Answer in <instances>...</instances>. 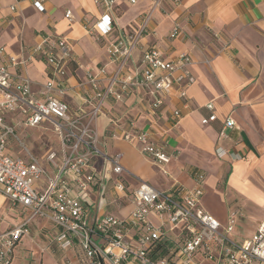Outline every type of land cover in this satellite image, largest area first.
<instances>
[{
    "label": "built area",
    "instance_id": "built-area-1",
    "mask_svg": "<svg viewBox=\"0 0 264 264\" xmlns=\"http://www.w3.org/2000/svg\"><path fill=\"white\" fill-rule=\"evenodd\" d=\"M162 2L154 0L142 24L122 30L106 44L105 64L85 70V77L77 84L82 91L77 108L64 100L73 91L69 75L75 61L66 37L43 34L27 56L0 63V193L13 206L28 212L25 219L0 233V264L12 263L17 244L30 235V224L37 218L57 228L53 239L61 249L78 245L87 264H264V222L250 238L238 242L231 237L235 213L222 225L201 206L200 187L164 191L146 182L132 187L126 181L122 153H108L107 138L138 147L163 169L174 155L149 129L138 127L133 119L122 123L116 118L111 120L114 129L107 136L98 131V120L106 115L108 102H124L131 94L147 100L152 113L159 112L173 96L189 108L188 88L196 82L189 52L169 59L155 45H148L130 69L141 38L156 34L148 24L152 11ZM174 2L180 4L179 0ZM32 3L45 11L43 0ZM113 3H107L90 32L108 36L113 31L109 12ZM66 17L71 18L70 11ZM182 32L180 22H175L169 39ZM36 58L45 63L46 70V81L38 92L28 77L18 75L14 79L9 70V66L23 68ZM208 107L213 108V104ZM172 115L173 125H177L183 111L177 108ZM216 119L217 115L211 114L202 123ZM47 125L61 142L59 153L52 149L45 154L51 170L29 151L25 157L9 153L10 142L19 140V126L48 129ZM235 125L234 118L227 117L219 137L227 138ZM227 154L224 147L216 148L219 158ZM195 178L199 184L204 181L199 172ZM109 203H125L131 209L123 217L110 212L99 215L102 205ZM92 207L98 211L95 217Z\"/></svg>",
    "mask_w": 264,
    "mask_h": 264
},
{
    "label": "crops",
    "instance_id": "crops-1",
    "mask_svg": "<svg viewBox=\"0 0 264 264\" xmlns=\"http://www.w3.org/2000/svg\"><path fill=\"white\" fill-rule=\"evenodd\" d=\"M43 1L45 11L41 12L32 0H0V49H3L0 63L9 64L11 57L27 56L29 48L37 44L43 34L66 37L72 44L75 61L70 65L69 75L73 91L64 96V100L77 108L82 95L77 84L85 77V70L96 69L107 62L106 44L122 30L142 24L154 0H136L135 3L114 0L113 9L109 11L114 29L108 36L92 33L89 28L104 13L110 0ZM179 2L176 5L174 0H163L154 8L148 27L156 34L141 38L130 69L148 45H155L169 59L180 52H189L196 77V82L188 88L189 108H184L181 100L173 96L166 99L159 112L152 113L147 100L131 94L124 102H108L106 115L98 120V131L107 136L114 129L111 120L116 118L122 123L133 119L138 127L149 129L155 140L165 144L174 155L163 169L138 147L107 138V152L122 153L126 181L132 187L146 182L164 191L200 187L203 192L201 206L222 225L225 226L230 215L235 213L236 226L231 237L243 241L264 222V0ZM68 11L71 18L66 17ZM177 21L183 32L171 40L169 32ZM9 70L14 79L18 75L28 77L36 92L46 81L45 63L38 58L23 68L9 66ZM209 103L213 108L208 107ZM177 108L182 109L183 117L173 125L172 113ZM211 114H216L217 119L203 124L202 120ZM229 116L234 118L236 125L228 130L227 138H220V130ZM218 146L228 150V154L219 158L216 155ZM46 153L35 156L51 170ZM226 164H230L231 171L226 177L225 188H220L221 171ZM197 172L204 176L202 184L195 178ZM208 192L227 206L230 213L224 220L205 205ZM4 198L0 193V207ZM93 199L97 200L95 193ZM130 209L131 205L125 203H109L102 205L99 215L110 212L123 217ZM11 210L18 218L14 224L28 215L21 206H12ZM97 212V208L92 207V217ZM243 222L250 226L248 235L238 229ZM252 227L255 228L252 230ZM30 230L28 238L24 236L17 244L11 264H87L78 245L67 250L57 245L53 239L57 228L50 221L37 218L31 222ZM34 230L47 231L48 241L33 239Z\"/></svg>",
    "mask_w": 264,
    "mask_h": 264
},
{
    "label": "rangeland",
    "instance_id": "rangeland-1",
    "mask_svg": "<svg viewBox=\"0 0 264 264\" xmlns=\"http://www.w3.org/2000/svg\"><path fill=\"white\" fill-rule=\"evenodd\" d=\"M48 129H45L43 127H18L17 128V136L20 140L12 141L9 145V152L12 154H16L19 156H26L27 152H31L34 155L41 156L45 152L50 151V149L56 150L58 153L60 151V140L59 137L53 133L50 130V125H47ZM231 171L230 164H226L223 166V169L221 171L222 179L219 182L220 188H225V180L229 172ZM12 204L4 198L3 205L0 207V232L4 231L5 229H8L9 227L14 226L18 218L15 217L14 212L11 210ZM205 205L212 210L219 218L224 220L228 215L229 210L227 206L222 202L220 198L214 197L211 192H208L205 196ZM245 212V210L243 209ZM122 213V212H120ZM240 216V215H239ZM236 226V224H235ZM249 225L246 222L242 223V226H239L238 229L241 230V232H244L243 235H248L249 232ZM255 227H252L253 230ZM244 229V230H243ZM47 231H35L32 233L33 239H40L48 241V238L45 236ZM234 234V233H233ZM232 234V236H233ZM24 238H28V236H25ZM23 238V239H24ZM242 242V241H238ZM207 264H211V262H208Z\"/></svg>",
    "mask_w": 264,
    "mask_h": 264
}]
</instances>
